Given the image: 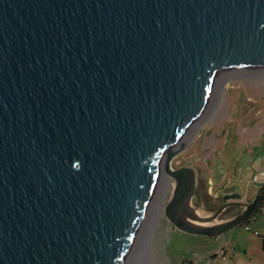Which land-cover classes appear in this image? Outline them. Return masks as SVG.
<instances>
[{"label": "water", "instance_id": "water-1", "mask_svg": "<svg viewBox=\"0 0 264 264\" xmlns=\"http://www.w3.org/2000/svg\"><path fill=\"white\" fill-rule=\"evenodd\" d=\"M263 70L264 0H0V264H142L162 212L240 226L264 184L201 215L172 158L224 76Z\"/></svg>", "mask_w": 264, "mask_h": 264}, {"label": "rangeland", "instance_id": "rangeland-1", "mask_svg": "<svg viewBox=\"0 0 264 264\" xmlns=\"http://www.w3.org/2000/svg\"><path fill=\"white\" fill-rule=\"evenodd\" d=\"M223 79L214 109L195 126L187 143L174 150L172 158L175 166L195 167L198 185L193 205L201 215L213 214L223 204L226 193L240 192L246 201L252 200L264 183V70ZM171 192L172 180L168 178L159 210L163 211ZM240 211V207H230L218 220ZM261 215L264 216V208ZM157 220L153 244L158 252L165 249L167 264H225L232 251L227 241L232 230L237 231L234 253L243 254V246L249 245L253 264H264L263 228L261 236L240 225L217 237L189 234L185 238L187 233L163 212Z\"/></svg>", "mask_w": 264, "mask_h": 264}, {"label": "crops", "instance_id": "crops-1", "mask_svg": "<svg viewBox=\"0 0 264 264\" xmlns=\"http://www.w3.org/2000/svg\"><path fill=\"white\" fill-rule=\"evenodd\" d=\"M262 228L264 229V216L261 215V216L258 217V219L255 222H253L252 224H250V230L248 232H252L253 235L261 236V233H262L261 229ZM231 232H233V233L231 235H228L229 237H228L227 241L230 244V247H231L230 250L232 249L233 252L231 251L230 257L225 262V264H236V261L238 262V264H253L254 261H253L252 255H250L249 245L243 246V248H244L243 254H241V255L238 256L237 254L234 253L235 247L233 246V243H234V240H235V236L237 234V231L236 230H232ZM261 237L263 239L264 236H261ZM246 240L249 243L251 241L250 238H247ZM262 247H263V241H262Z\"/></svg>", "mask_w": 264, "mask_h": 264}, {"label": "bare ground", "instance_id": "bare-ground-1", "mask_svg": "<svg viewBox=\"0 0 264 264\" xmlns=\"http://www.w3.org/2000/svg\"><path fill=\"white\" fill-rule=\"evenodd\" d=\"M225 77L226 76H224L223 78ZM223 78L222 80H224ZM158 225H159L158 220H156L152 225L151 232H150L151 236H150V239L145 249V254H144V259H143L142 264H167L165 249L162 250L161 252H158L157 249L154 248V244H153ZM162 243H163V240L161 241V244Z\"/></svg>", "mask_w": 264, "mask_h": 264}, {"label": "trees", "instance_id": "trees-1", "mask_svg": "<svg viewBox=\"0 0 264 264\" xmlns=\"http://www.w3.org/2000/svg\"><path fill=\"white\" fill-rule=\"evenodd\" d=\"M264 207V205H261L257 210H256V212L249 218V219H247V220H245L242 224H241V226H246V225H250V224H252L253 222H255L257 219H258V217H259V213L261 212V209ZM189 237V234H185V238H188ZM262 241H263V248H264V237H263V239H262Z\"/></svg>", "mask_w": 264, "mask_h": 264}, {"label": "built area", "instance_id": "built-area-1", "mask_svg": "<svg viewBox=\"0 0 264 264\" xmlns=\"http://www.w3.org/2000/svg\"><path fill=\"white\" fill-rule=\"evenodd\" d=\"M244 228H245L247 231H249V230H250V225H246Z\"/></svg>", "mask_w": 264, "mask_h": 264}, {"label": "flooded vegetation", "instance_id": "flooded-vegetation-1", "mask_svg": "<svg viewBox=\"0 0 264 264\" xmlns=\"http://www.w3.org/2000/svg\"><path fill=\"white\" fill-rule=\"evenodd\" d=\"M195 195H196V194H195ZM223 200H224V199H223ZM224 204H225V200H224V202H223L222 205H224ZM222 205H220L219 207H221ZM219 207H218V208H219ZM228 208H230V207H228ZM228 208H226V210H227ZM226 210H225V211H226Z\"/></svg>", "mask_w": 264, "mask_h": 264}]
</instances>
